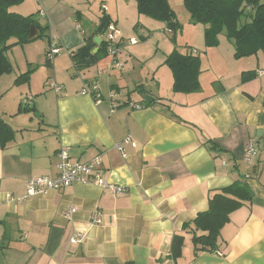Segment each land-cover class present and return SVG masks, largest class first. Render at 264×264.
Masks as SVG:
<instances>
[{
  "label": "crops",
  "instance_id": "0c3cea01",
  "mask_svg": "<svg viewBox=\"0 0 264 264\" xmlns=\"http://www.w3.org/2000/svg\"><path fill=\"white\" fill-rule=\"evenodd\" d=\"M20 5L11 11L23 15ZM75 8L36 0L35 13L27 15L37 14L40 25L47 27V42L39 53L51 42L60 52L46 59L49 67L39 84L41 63L27 84L14 85L17 72L0 77V118L13 131L0 148V264H264V75L257 74L264 70V53L236 59L232 43L222 34L216 47H206L204 26L195 25L203 27L198 47L174 50L197 52L199 87L178 93L164 64L170 48L154 53L123 44L116 57L123 64L120 71L108 58L89 67L75 66L72 53L97 27L86 18L99 23ZM106 8L102 13L119 28L117 14ZM40 11L47 22L39 18ZM138 26L132 29L136 32ZM144 29L148 32L139 37L146 44L151 31ZM96 37L106 47L105 36ZM24 45L30 56L25 63L37 64L35 48ZM24 45L12 46L6 55ZM246 72L254 76L243 81ZM92 82L102 93L99 103L81 93L84 83ZM54 85L61 90L55 92ZM138 86L153 98L149 106L134 91ZM109 92L117 94L115 109ZM26 98L33 107L29 112L20 110ZM249 139L258 148L250 168L243 160ZM117 144H124L125 156ZM61 148L68 149L72 162L100 156L103 176L123 192L76 183L26 197L28 179L56 176ZM235 182L249 187L252 201L230 214L218 249L196 254L186 234L181 255L174 260L173 235L182 234L183 224L207 209L211 192ZM70 207L76 212L67 219L63 212ZM96 211L102 215L100 225L90 224ZM78 231L82 242L71 244Z\"/></svg>",
  "mask_w": 264,
  "mask_h": 264
},
{
  "label": "trees",
  "instance_id": "16d2710c",
  "mask_svg": "<svg viewBox=\"0 0 264 264\" xmlns=\"http://www.w3.org/2000/svg\"><path fill=\"white\" fill-rule=\"evenodd\" d=\"M23 0H0V77L12 72V65L7 58V51L12 46L24 45L28 41L30 27L34 26L39 34L45 36L46 26H41L34 15H20L11 8ZM140 15L165 24L171 33L179 29L175 13L167 0H134ZM189 21L193 25L204 26L206 47L218 45L217 36L222 34L230 41L234 49V58L249 57L258 52L264 53V0H183ZM111 22L108 15L99 18L94 31L84 37L83 44L73 53L71 60L77 67H89L102 63L106 56V47L102 41L96 45L94 38L101 36ZM14 40V43H10ZM97 49L93 53V49ZM48 64V61L46 62ZM164 64L170 69L173 77V91L190 93L199 87L200 58L198 56L181 54L173 50L165 59ZM34 69H28L19 74L14 85L27 84ZM254 74L246 72L242 76L245 81ZM144 94L141 86L134 90ZM145 106H149L144 102ZM21 111L29 112L33 107H20ZM13 131L0 118V148L12 139ZM252 201V192L243 182H235L231 186L213 191L207 197V209L197 214L195 219L182 226V234L173 235L170 243L172 258L180 257L186 234L191 235L195 253L214 252L218 249L220 231L229 221V216Z\"/></svg>",
  "mask_w": 264,
  "mask_h": 264
},
{
  "label": "rangeland",
  "instance_id": "374dc122",
  "mask_svg": "<svg viewBox=\"0 0 264 264\" xmlns=\"http://www.w3.org/2000/svg\"><path fill=\"white\" fill-rule=\"evenodd\" d=\"M47 4H52L56 0H45ZM171 9L175 13V17L179 23V29L171 33L169 32L163 23L159 21H155L151 18H148L146 16L140 15L137 11V5L134 0H87V1H81L78 2L77 0H65L62 2L61 0H57V3H60L65 6L66 9L70 10V6H77L75 8L76 11H79L82 15L88 14L92 19L95 18L99 19L103 16L101 6L109 7V9L112 11L111 13L117 14V21L118 26L123 33V35L126 37V40H136L138 46L133 47L131 50H136L140 47H147L151 52H165L168 48L171 50L178 49L180 51H184L189 48V45H194L198 47L199 44V32L200 30H203V27L197 26L196 28L193 27L195 25H189V15L185 11L183 6V0H167ZM36 9V0H23L21 5L19 6L20 13H24L23 15L30 14V12L35 13ZM74 10V11H75ZM86 12V13H85ZM76 13V12H75ZM107 15L106 13H104ZM37 18V14H33ZM42 22H47V19L44 17H39ZM138 18V19H137ZM73 19V14H72ZM95 19V20H97ZM88 21V24L93 23L91 25H98V23L92 22L90 18H86ZM84 23V20H82ZM112 22V21H111ZM139 23L138 28L135 30L132 29V25H136ZM88 24L85 23L84 26L88 27ZM146 26L150 31V41L146 44H143L145 42L144 40H141L139 35L140 34H146L148 31L144 29V26ZM92 26V27H93ZM202 28V29H200ZM105 34L102 33V37H104ZM133 37V38H132ZM147 38V40H148ZM125 41V40H124ZM126 41V42H127ZM47 42V36L45 33V36L38 37L34 39L33 41L26 43L29 44V46H32V48H35V52L33 55H35V61L37 64H26L29 60V54L27 45H24L22 48H17V51L15 50L13 55H8V60L12 64V72L9 74H14V72H17L18 74L27 71L28 69H37L38 63H41L40 71L37 73V84L40 83V80L42 78H45V73L47 71V68L49 67V64L46 63V59L48 56L46 55L48 49L50 46L46 47L45 50L41 55L39 53V47L43 46ZM185 43H188L187 45ZM191 43V44H189ZM50 45V44H49ZM127 45V43H125ZM24 48V49H23ZM125 54H127V50H124ZM49 59V58H48ZM123 65V64H122ZM19 71V72H18ZM25 71V72H26ZM33 73V72H32ZM51 82V80H49Z\"/></svg>",
  "mask_w": 264,
  "mask_h": 264
},
{
  "label": "built area",
  "instance_id": "2783aa9c",
  "mask_svg": "<svg viewBox=\"0 0 264 264\" xmlns=\"http://www.w3.org/2000/svg\"><path fill=\"white\" fill-rule=\"evenodd\" d=\"M64 1V0H61ZM102 11H106L105 6H101ZM40 16H45L44 11L39 12ZM105 43H106V56L111 60L113 69L122 70L123 65L117 61L116 57L119 52V48L127 43V45H136V40H128L127 42L120 38V30L117 28L114 22H110L105 29ZM50 48L48 49L46 55L49 59H52L59 54L60 48L54 44L50 43ZM192 55H196L197 52L192 50ZM47 58V59H48ZM258 76L264 75V70H258ZM53 90L59 92L61 90L60 86L54 85ZM81 93L88 94L93 97L96 103L103 100L102 93L99 90L97 82L84 83ZM117 94L109 92L107 99L110 103L112 109L116 108ZM28 99L22 101L23 105H27ZM135 108H140L141 106H134ZM129 141L126 140L124 144H128ZM124 144H117L116 149L124 155ZM258 155V148L254 139H249L245 149L243 160L248 168L251 167L252 160ZM57 164H56V176H35L26 181L25 193L26 197H33L37 195L46 194L49 191H59L73 184H84V185H94L102 189H107L113 194H121L123 188L115 184L110 183L102 174L100 169L101 158L96 156L86 163L72 162L69 157V151L67 148H61L57 154ZM245 178H248L246 175ZM10 197V196H8ZM76 212L74 207H70L63 212L65 218L70 219L72 214ZM90 224L100 225L102 224V215L99 211L92 214L90 219ZM83 235L81 232H76L71 238V244H78L82 242ZM221 255L220 252H217Z\"/></svg>",
  "mask_w": 264,
  "mask_h": 264
},
{
  "label": "water",
  "instance_id": "95a60500",
  "mask_svg": "<svg viewBox=\"0 0 264 264\" xmlns=\"http://www.w3.org/2000/svg\"><path fill=\"white\" fill-rule=\"evenodd\" d=\"M38 34H39V31L34 26H31L30 27V32H29V35H28V41H33L34 39H36ZM94 42H95L96 45H100L102 41L100 40L99 37H95L94 38ZM92 52L95 53L96 52V48L93 49ZM141 97L147 104H151L153 102V98L148 96V95H146V94H142Z\"/></svg>",
  "mask_w": 264,
  "mask_h": 264
}]
</instances>
